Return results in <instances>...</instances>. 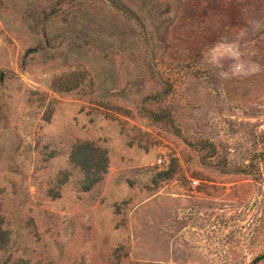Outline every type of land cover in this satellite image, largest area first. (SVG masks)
I'll use <instances>...</instances> for the list:
<instances>
[{"label": "rangeland", "instance_id": "obj_1", "mask_svg": "<svg viewBox=\"0 0 264 264\" xmlns=\"http://www.w3.org/2000/svg\"><path fill=\"white\" fill-rule=\"evenodd\" d=\"M0 233V264H264V0H0Z\"/></svg>", "mask_w": 264, "mask_h": 264}, {"label": "clouds", "instance_id": "obj_2", "mask_svg": "<svg viewBox=\"0 0 264 264\" xmlns=\"http://www.w3.org/2000/svg\"><path fill=\"white\" fill-rule=\"evenodd\" d=\"M209 51L212 53H223L220 56H213L212 62L216 67L223 68V61L231 62L229 71L232 77H248L261 70L259 63L245 59V51L238 39L224 38L217 41ZM229 71H221V75L227 78Z\"/></svg>", "mask_w": 264, "mask_h": 264}, {"label": "trees", "instance_id": "obj_3", "mask_svg": "<svg viewBox=\"0 0 264 264\" xmlns=\"http://www.w3.org/2000/svg\"><path fill=\"white\" fill-rule=\"evenodd\" d=\"M0 235H1V233H0ZM0 238H1V236H0Z\"/></svg>", "mask_w": 264, "mask_h": 264}]
</instances>
